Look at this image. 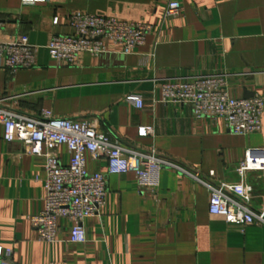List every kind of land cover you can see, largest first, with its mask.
I'll list each match as a JSON object with an SVG mask.
<instances>
[{"label": "crops", "instance_id": "1", "mask_svg": "<svg viewBox=\"0 0 264 264\" xmlns=\"http://www.w3.org/2000/svg\"><path fill=\"white\" fill-rule=\"evenodd\" d=\"M182 10L165 17L167 0H0V38L23 34L37 47L36 64L15 72L0 68V97L27 114L97 122L112 140L154 149L190 173L251 187L249 205L264 212V171L237 167L248 148L264 149V109L259 133L232 134L222 118H196L188 103L162 100L168 79L225 74L233 98H264V0H177ZM74 11L142 21L152 26L144 42L124 55L83 53L73 65H56L46 45L70 35ZM141 96L136 107L126 100ZM140 127L152 133L139 135ZM62 165L70 155L56 149ZM90 173L107 162L86 154ZM45 158L7 142L0 125V247L15 264H264V224L229 225L208 210L207 189L190 174L163 167L155 192L137 187L135 174L108 175L98 215L83 221L86 241L70 242L71 222L57 219L58 239L40 241L29 217L44 208Z\"/></svg>", "mask_w": 264, "mask_h": 264}, {"label": "built area", "instance_id": "2", "mask_svg": "<svg viewBox=\"0 0 264 264\" xmlns=\"http://www.w3.org/2000/svg\"><path fill=\"white\" fill-rule=\"evenodd\" d=\"M181 10L177 0H167L164 15L176 17ZM68 22L73 33L53 35L46 45L49 58L59 66L75 64L83 53L100 56L109 52L110 47H118L122 54L128 55L144 42L152 29L142 21L80 11L70 13ZM36 50L26 35L0 38V68L15 72L34 67ZM160 89L164 102L188 103L196 118H222L232 134L249 136L261 131L264 98L259 94L250 98L230 97L225 74L168 79ZM126 100L136 107L143 105L141 96L135 93L128 95ZM0 125L7 142L19 141L25 153L45 158L44 208L29 217L40 241H57V219L66 218L71 222L69 241L85 242L83 221L100 213L106 199L108 175L132 172L139 189L155 192L163 167L190 174L199 181L209 193L211 215L221 216L227 224L238 227L254 222L264 224V212L257 213L249 205L251 187L245 180L228 183L201 178L199 173H190L173 160L158 155L154 149L143 151L112 140L94 120L55 116L48 109L27 114L7 106L5 99L0 97ZM152 131V127H140L139 135L145 136ZM60 145L67 147L68 165H62L56 154ZM86 154L103 157L107 173L88 172ZM252 170L264 171L263 148L246 149L237 167L242 177ZM11 256L12 248L0 247V264H15Z\"/></svg>", "mask_w": 264, "mask_h": 264}]
</instances>
